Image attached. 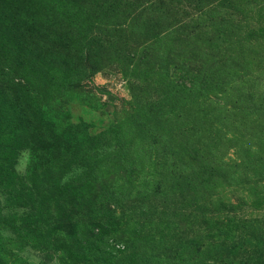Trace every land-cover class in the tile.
<instances>
[{
    "label": "rangeland",
    "instance_id": "374dc122",
    "mask_svg": "<svg viewBox=\"0 0 264 264\" xmlns=\"http://www.w3.org/2000/svg\"><path fill=\"white\" fill-rule=\"evenodd\" d=\"M0 264H264V0H0Z\"/></svg>",
    "mask_w": 264,
    "mask_h": 264
}]
</instances>
